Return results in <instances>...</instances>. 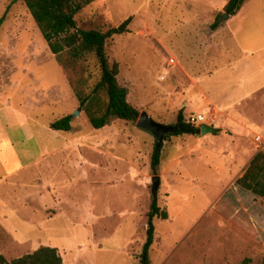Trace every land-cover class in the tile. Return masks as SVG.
<instances>
[{
	"label": "rangeland",
	"instance_id": "rangeland-1",
	"mask_svg": "<svg viewBox=\"0 0 264 264\" xmlns=\"http://www.w3.org/2000/svg\"><path fill=\"white\" fill-rule=\"evenodd\" d=\"M227 2L95 0L75 17L103 32L131 19L106 53L139 114L213 121L215 133L164 140L153 171L156 140L137 120L90 126L80 100L99 80L95 59L55 57L23 1L0 0V256L44 246L62 264H140L159 177L168 219L153 220L150 264H264V199L236 185L264 151V84L249 95L264 82L251 79L264 64V0L212 31ZM67 115L69 132L51 129Z\"/></svg>",
	"mask_w": 264,
	"mask_h": 264
},
{
	"label": "trees",
	"instance_id": "trees-1",
	"mask_svg": "<svg viewBox=\"0 0 264 264\" xmlns=\"http://www.w3.org/2000/svg\"><path fill=\"white\" fill-rule=\"evenodd\" d=\"M32 19L39 28L43 40L46 42L50 52L59 57L68 50L74 59L92 56L99 69V80L92 93L80 100V106L85 110L90 126L94 130H100L108 126L113 120L128 122L136 121L139 112L128 102V91L118 84L119 65L112 64L106 53V43L114 36L127 32L131 22L128 18L117 27H110L106 31L97 29H85L77 26L75 17L83 9L95 0H22ZM244 0H228L224 7L227 16L233 17L240 10ZM218 16L210 26L212 31L220 26ZM106 95V103L100 106V93ZM73 115H67L51 124V129L60 132L71 130V119ZM172 132L164 140L170 137L184 135L198 136L200 129L189 123L184 117L183 111L177 114ZM163 146H154L151 156V168L156 171L160 164ZM236 185L251 194L264 199V151L257 153L250 161L244 174L236 180ZM148 216V228L146 240L139 255L140 264H150L149 251L154 240L153 220H167L166 210L159 207L156 198L152 199ZM0 264H62V258L57 249L41 246L31 254H25L10 262L0 256ZM240 264H250L249 259H244Z\"/></svg>",
	"mask_w": 264,
	"mask_h": 264
},
{
	"label": "water",
	"instance_id": "water-1",
	"mask_svg": "<svg viewBox=\"0 0 264 264\" xmlns=\"http://www.w3.org/2000/svg\"><path fill=\"white\" fill-rule=\"evenodd\" d=\"M223 19L227 18L228 16L226 14H223ZM74 115H78V112H75ZM137 127L148 131L153 134L155 140H156V146H160L162 142L164 141V138L172 132V126H167L163 124H159L155 122L151 117H149L146 113H141L137 119ZM200 134L205 135L207 133H215L216 129L208 126V125H201L199 127ZM159 188V177L153 178V186H152V195L154 198H156V193Z\"/></svg>",
	"mask_w": 264,
	"mask_h": 264
},
{
	"label": "crops",
	"instance_id": "crops-1",
	"mask_svg": "<svg viewBox=\"0 0 264 264\" xmlns=\"http://www.w3.org/2000/svg\"><path fill=\"white\" fill-rule=\"evenodd\" d=\"M263 74H264V64L258 65L257 69L251 72V79L255 78L257 80H261V77L263 76ZM258 75H260V76H258ZM243 76L245 78H248L244 74H243ZM239 81H240L239 84L243 85V86L248 82L247 79L245 80V82H243L242 80H239ZM263 84H264V82L262 81L252 92H250V93L249 92H247V93L245 92L243 94L245 95V94L249 93V95H251L254 92L258 91L260 89V87H262Z\"/></svg>",
	"mask_w": 264,
	"mask_h": 264
},
{
	"label": "built area",
	"instance_id": "built-area-1",
	"mask_svg": "<svg viewBox=\"0 0 264 264\" xmlns=\"http://www.w3.org/2000/svg\"><path fill=\"white\" fill-rule=\"evenodd\" d=\"M171 63H174V61L171 60ZM186 119L189 123L193 124L195 127L198 128L203 124L211 127L214 124L211 119L206 118L204 115H189Z\"/></svg>",
	"mask_w": 264,
	"mask_h": 264
}]
</instances>
